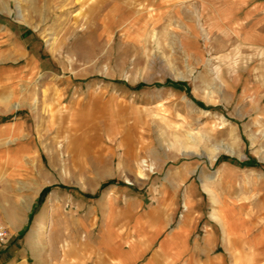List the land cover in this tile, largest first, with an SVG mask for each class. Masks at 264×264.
Listing matches in <instances>:
<instances>
[{
	"label": "rangeland",
	"instance_id": "rangeland-1",
	"mask_svg": "<svg viewBox=\"0 0 264 264\" xmlns=\"http://www.w3.org/2000/svg\"><path fill=\"white\" fill-rule=\"evenodd\" d=\"M0 1L44 61L21 98L38 139L22 200L31 204L39 174L95 202L87 196L116 185L145 193L185 167L204 171L206 205L264 215L262 46L205 31L196 8L165 11L158 0ZM141 160L152 169L137 179Z\"/></svg>",
	"mask_w": 264,
	"mask_h": 264
},
{
	"label": "crops",
	"instance_id": "crops-1",
	"mask_svg": "<svg viewBox=\"0 0 264 264\" xmlns=\"http://www.w3.org/2000/svg\"><path fill=\"white\" fill-rule=\"evenodd\" d=\"M158 3L165 11L196 8L205 31L232 34L237 41L264 48V0ZM2 4L0 222L8 227L10 240L0 249V264H264V215L253 216L232 202L211 199L206 205L202 170H170L145 193L112 186L99 197L87 196L95 202L78 199L69 187L43 185L47 180L39 174L31 204L27 196L22 200L38 139L21 98L42 74L44 61L37 52L38 39L26 25L10 19ZM130 142L128 133L120 140ZM80 234L84 237L78 238Z\"/></svg>",
	"mask_w": 264,
	"mask_h": 264
},
{
	"label": "bare ground",
	"instance_id": "bare-ground-1",
	"mask_svg": "<svg viewBox=\"0 0 264 264\" xmlns=\"http://www.w3.org/2000/svg\"><path fill=\"white\" fill-rule=\"evenodd\" d=\"M191 136V135H190ZM195 137V136H194ZM200 141V140H199ZM204 141V140H203ZM197 142V141H196ZM197 144V143H196ZM219 147H217V152H221V151H228V148L227 147H222V146H220V145H218ZM230 152V151H229ZM230 153H232V152H230ZM182 154L183 155H195V154H198V153H196L195 151L194 152H191V151H189V150H187V148L185 147V149L183 150V152H182ZM216 157H217V153H215V154H213L212 156H211V158H210V160L211 161H214L215 159H216ZM147 162H146V160H141V162H139L138 163V165H139V173H138V177H137V179L138 178H140V179H142L144 176H146V174L144 175V173H145V171H149L150 169H152V167L151 166H149L148 164H146ZM123 172V171H122ZM126 181L128 182V183H131V181L130 180H128L127 178H126ZM138 181V180H137Z\"/></svg>",
	"mask_w": 264,
	"mask_h": 264
},
{
	"label": "built area",
	"instance_id": "built-area-1",
	"mask_svg": "<svg viewBox=\"0 0 264 264\" xmlns=\"http://www.w3.org/2000/svg\"><path fill=\"white\" fill-rule=\"evenodd\" d=\"M10 240V232L8 227L0 222V249L4 248Z\"/></svg>",
	"mask_w": 264,
	"mask_h": 264
}]
</instances>
